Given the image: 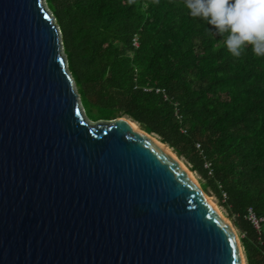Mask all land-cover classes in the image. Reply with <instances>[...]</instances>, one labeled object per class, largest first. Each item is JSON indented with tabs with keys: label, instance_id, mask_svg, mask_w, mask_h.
<instances>
[{
	"label": "water",
	"instance_id": "obj_1",
	"mask_svg": "<svg viewBox=\"0 0 264 264\" xmlns=\"http://www.w3.org/2000/svg\"><path fill=\"white\" fill-rule=\"evenodd\" d=\"M66 67L45 0H0V264H245L156 135L90 121Z\"/></svg>",
	"mask_w": 264,
	"mask_h": 264
},
{
	"label": "trees",
	"instance_id": "obj_2",
	"mask_svg": "<svg viewBox=\"0 0 264 264\" xmlns=\"http://www.w3.org/2000/svg\"><path fill=\"white\" fill-rule=\"evenodd\" d=\"M45 5L86 114L131 118L169 144L227 210L245 264H264V221L246 219L248 207L264 216V57H233L184 0Z\"/></svg>",
	"mask_w": 264,
	"mask_h": 264
},
{
	"label": "clouds",
	"instance_id": "obj_3",
	"mask_svg": "<svg viewBox=\"0 0 264 264\" xmlns=\"http://www.w3.org/2000/svg\"><path fill=\"white\" fill-rule=\"evenodd\" d=\"M184 6L190 16L213 26L233 57L249 46L264 57V0H184Z\"/></svg>",
	"mask_w": 264,
	"mask_h": 264
},
{
	"label": "bare ground",
	"instance_id": "obj_4",
	"mask_svg": "<svg viewBox=\"0 0 264 264\" xmlns=\"http://www.w3.org/2000/svg\"><path fill=\"white\" fill-rule=\"evenodd\" d=\"M120 121H123V122L127 123V124L129 125V127H130L133 131H140V132H142V131H141V128L138 126V124H137L135 121L131 120L130 118H128V117H122V118H120ZM149 138H150L151 140H153L154 142H156L159 146H161L162 148H164L167 152H169L170 155L174 158V160H175V161H176L181 167H183V168L188 172V174H189V175L191 176V178L194 180V182H195V184L197 185V187H199V184H198V181H197V179H196L195 174H194L192 171H190V170L188 169V167H186V166L184 165V163L182 162V160H181L180 158L177 157V155H176L175 151H173V148H172V147H170V146H169L168 144H166V143H161V142L159 141V139L156 138V137L153 136V135H149ZM203 198H204V200L206 201V203H207L209 206H211V207L215 210V212L218 214V216H220L221 218H224V216L222 215L220 209L217 208L216 204H215V203L209 198V196H208L206 193H204V192H203Z\"/></svg>",
	"mask_w": 264,
	"mask_h": 264
},
{
	"label": "rangeland",
	"instance_id": "obj_5",
	"mask_svg": "<svg viewBox=\"0 0 264 264\" xmlns=\"http://www.w3.org/2000/svg\"><path fill=\"white\" fill-rule=\"evenodd\" d=\"M125 117V116H124ZM87 118L90 120V121H92V122H97L96 120H94L95 118L93 117V116H89L88 114H87ZM131 119V118H130ZM132 120V119H131ZM134 121V120H133ZM138 124V123H137ZM138 126L140 127V125L138 124ZM154 136V135H153ZM156 137V136H155ZM156 138H158V137H156ZM178 158H180V157H178ZM181 160H182V162L184 163V165L186 166V167H188V169L190 170V171H192L194 174H195V176H196V179H197V181H198V184H199V186L202 188V183L203 182H205V180L200 176V174L198 173V172H196V171H193L192 169H191V166L190 165H188L187 163H186V161L184 160V159H182V158H180ZM205 193L209 196V198L216 204V206H217V208L218 209H220V211H221V213H222V215L224 216V218L225 219H227L228 220V222L232 225L233 223H232V220L229 218V216H228V212H227V210L225 209V207L223 206V205H221V203H220V201H219V199L216 197V195L210 190V189H208V190H206L205 191ZM232 227L234 228V230H235V232H236V235H237V237H238V240L240 241V239H239V231H238V229L235 227V226H233L232 225ZM241 254H242V249H241ZM242 258H243V255H242ZM243 261H244V259H243Z\"/></svg>",
	"mask_w": 264,
	"mask_h": 264
},
{
	"label": "built area",
	"instance_id": "obj_6",
	"mask_svg": "<svg viewBox=\"0 0 264 264\" xmlns=\"http://www.w3.org/2000/svg\"><path fill=\"white\" fill-rule=\"evenodd\" d=\"M134 44L136 46H138L137 38H134ZM144 90L145 91H151L152 89L145 88ZM156 92H159V90L157 89ZM224 196H226V194H224ZM246 219L248 221H250L252 223V225L255 226V228H257V230H260L261 224L264 221V216L257 215L256 212L253 211V209L251 207H248L247 212H246Z\"/></svg>",
	"mask_w": 264,
	"mask_h": 264
}]
</instances>
